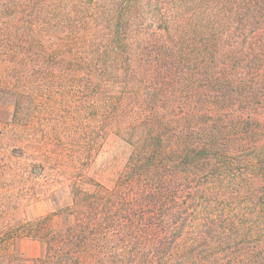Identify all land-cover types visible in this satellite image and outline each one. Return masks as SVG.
Masks as SVG:
<instances>
[{
  "label": "trees",
  "instance_id": "obj_1",
  "mask_svg": "<svg viewBox=\"0 0 264 264\" xmlns=\"http://www.w3.org/2000/svg\"><path fill=\"white\" fill-rule=\"evenodd\" d=\"M0 92L22 135L85 148L52 232L18 215L40 170L0 147L4 264L23 231L36 264H264V0H0ZM106 132L130 146L111 186L84 176Z\"/></svg>",
  "mask_w": 264,
  "mask_h": 264
},
{
  "label": "rangeland",
  "instance_id": "obj_2",
  "mask_svg": "<svg viewBox=\"0 0 264 264\" xmlns=\"http://www.w3.org/2000/svg\"><path fill=\"white\" fill-rule=\"evenodd\" d=\"M13 108V96L0 92V147L8 152L12 150V147L20 149L24 147L23 151L13 150L12 154L17 157V161L28 163L30 169L40 170L39 175L31 177L26 175L27 171L24 174L20 171L25 176L22 182L24 186L21 187L23 191L21 199L26 203L20 208L18 215L32 222L52 214L45 227L49 231L59 232L65 224L61 211L71 205V182L66 173L73 168V161L76 160V164L80 162L85 154V148H80V152L77 153L75 151L79 149V146L73 148L74 143L70 147L72 129L69 130L68 127L59 129L55 123H45L41 128L39 120L35 118L32 119V129L28 130L31 135H22L25 131L23 132L18 127L15 128L12 124ZM65 116L67 121L70 114ZM84 130L85 128L81 130V133H84ZM59 148H64L61 156L56 151ZM129 153V145L110 132H106L99 138L94 150L90 152L89 159H86L89 165L85 169L81 167V171L84 169L86 178H91L105 186H111L123 169ZM21 157L24 160L19 159ZM2 162L9 165V160L4 161L0 157V163ZM20 167V164H14L15 170ZM5 172L7 173L8 169ZM27 188L31 193L29 195L25 190ZM23 234L24 231L22 236L15 241L14 249L11 250L9 247V251L19 255L23 264H36L37 259L43 254V245L35 237ZM4 257H6V252L0 251V264H4Z\"/></svg>",
  "mask_w": 264,
  "mask_h": 264
}]
</instances>
